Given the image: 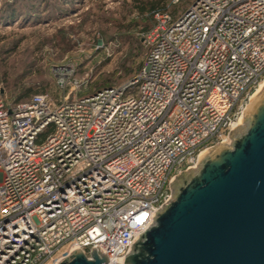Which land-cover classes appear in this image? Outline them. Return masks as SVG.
<instances>
[{"label": "built area", "instance_id": "2783aa9c", "mask_svg": "<svg viewBox=\"0 0 264 264\" xmlns=\"http://www.w3.org/2000/svg\"><path fill=\"white\" fill-rule=\"evenodd\" d=\"M154 21L124 85L83 96L89 82L63 77L58 103L14 106L0 90V264L95 249L122 264L171 180L237 128L264 78V0H193Z\"/></svg>", "mask_w": 264, "mask_h": 264}, {"label": "water", "instance_id": "95a60500", "mask_svg": "<svg viewBox=\"0 0 264 264\" xmlns=\"http://www.w3.org/2000/svg\"><path fill=\"white\" fill-rule=\"evenodd\" d=\"M229 138L171 180L172 199L122 264H264V82ZM98 250L58 264L108 263Z\"/></svg>", "mask_w": 264, "mask_h": 264}, {"label": "rangeland", "instance_id": "374dc122", "mask_svg": "<svg viewBox=\"0 0 264 264\" xmlns=\"http://www.w3.org/2000/svg\"><path fill=\"white\" fill-rule=\"evenodd\" d=\"M192 1H168L166 13L181 15ZM152 22L133 0H0V90L10 102L28 92L58 103L70 91L63 77L89 82L86 92L124 85L146 57ZM230 134L204 152L231 145Z\"/></svg>", "mask_w": 264, "mask_h": 264}, {"label": "trees", "instance_id": "16d2710c", "mask_svg": "<svg viewBox=\"0 0 264 264\" xmlns=\"http://www.w3.org/2000/svg\"><path fill=\"white\" fill-rule=\"evenodd\" d=\"M168 1H171V0H133V4L136 6V11L139 13V15L143 16L145 14H149L150 18L153 19V22L150 25V27L147 29V31H149L153 27V25L155 23V21H154V14L155 13H166L167 12V10H168V6H167ZM170 14L173 17H175V18L180 16V15L177 16V15H175L173 13H170ZM144 62H145V58L143 60V63L141 64V66L138 67L139 71L143 67ZM139 71L137 72V74L139 73ZM137 74L133 78H131L129 81L133 80L137 76ZM110 87H115V86H108V87H105V88L97 89L94 92L93 91L92 92H86L83 95L84 96L85 95L86 96L93 95V94H95V93H97V92H99V91H101L103 89L110 88ZM4 96H5V94H4ZM30 96H31V94L27 92V94H24L22 97L18 98L16 101L10 102L6 98V96H5V99H6V102H7L8 106H14V105H17V104L22 103V102H27V101L31 100L36 95L31 96V97ZM28 97H30V98H28Z\"/></svg>", "mask_w": 264, "mask_h": 264}, {"label": "bare ground", "instance_id": "6f19581e", "mask_svg": "<svg viewBox=\"0 0 264 264\" xmlns=\"http://www.w3.org/2000/svg\"><path fill=\"white\" fill-rule=\"evenodd\" d=\"M257 93H258V91H257ZM257 93L254 94V95L252 96V98L250 99V103L248 104L246 110L244 111L243 116H244L245 112L247 111V109L249 108L250 104L252 103L253 99H254L255 96L257 95ZM243 116H242V117H243ZM241 119H242V118H241ZM241 119H240V120H241ZM238 125H239V124H238ZM238 125H237V127H238ZM203 153H205V152H203ZM203 153H202V154H203Z\"/></svg>", "mask_w": 264, "mask_h": 264}]
</instances>
